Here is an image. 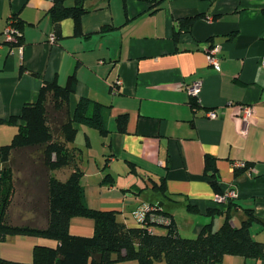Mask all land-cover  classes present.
<instances>
[{
    "label": "crops",
    "instance_id": "1",
    "mask_svg": "<svg viewBox=\"0 0 264 264\" xmlns=\"http://www.w3.org/2000/svg\"><path fill=\"white\" fill-rule=\"evenodd\" d=\"M157 2L88 0L82 34L75 33V20L68 17L57 35L49 14L53 0H0V118L5 119L0 123V146L10 143L18 130L8 119L35 102L45 83L57 80L65 85L75 72L71 113L81 98L106 106L107 134L75 123L74 144L90 207L117 210L121 220L136 225V211L164 200L160 206L174 217L181 235L194 237L211 221L213 229L222 225L230 202L218 203L214 196L233 189V225L247 218L248 209L264 220V0ZM13 15L23 21L18 44L4 36ZM186 17H196L192 28L179 31V20ZM214 47L219 68L209 60L207 49ZM195 80L201 86L193 95L189 88ZM245 104L255 107L248 124L242 119ZM209 110L218 115L209 117ZM120 115L126 116L124 131L118 128ZM207 157L213 158L210 166ZM238 161L248 168L237 173ZM2 167L0 161V172ZM72 170L55 173L64 179ZM215 171L218 189L211 180ZM107 174L112 182H105ZM162 181L165 192L153 188ZM210 208L219 212L212 217ZM11 212L16 223L34 217L31 212L23 216L24 209ZM94 225L92 218L76 216L70 232L91 236ZM252 234L264 242V223L255 222ZM37 244L55 246L57 241L8 235L0 243V254L30 262ZM242 263L264 260L231 254L224 258V264Z\"/></svg>",
    "mask_w": 264,
    "mask_h": 264
},
{
    "label": "trees",
    "instance_id": "2",
    "mask_svg": "<svg viewBox=\"0 0 264 264\" xmlns=\"http://www.w3.org/2000/svg\"><path fill=\"white\" fill-rule=\"evenodd\" d=\"M53 0L49 14L55 25V34L61 33V21L71 17L75 20V33L82 34L81 17L88 11V0ZM166 0H158L162 4ZM196 17L179 20V31L191 30ZM17 30L16 42L21 41L23 21L18 15L10 19ZM107 27H103L105 30ZM179 32L176 33V36ZM5 41H7L5 39ZM77 85L76 73H72L65 85L54 80L47 82L40 90L38 99L23 106L19 115L7 121L18 125L10 143L0 146V243L8 235H31L57 241L55 246L37 244L30 262L9 260L1 256L0 264H113L136 260L139 264H222L227 254L244 258L264 260V242L252 234L255 222H263L248 209V216L238 226L231 222V203L225 219L218 229L213 221L204 225L194 237L182 236L174 217L159 203L157 212L171 219L160 223L147 214L143 221L129 225L121 220L117 210L95 209L87 204L85 190L81 183L83 170L78 164L77 135L75 123L87 125L107 134L104 119V104L90 98H81L72 114L69 100ZM192 104L198 107L196 98ZM18 120L22 123L18 124ZM5 119L0 118V123ZM126 116L118 117L119 130H125ZM213 158L207 157V165ZM70 167L67 178H60L55 171ZM248 168H236V172ZM214 169L217 168L214 166ZM217 171L212 174V183L218 189L220 179ZM110 174L105 182H112ZM153 188L165 192V182H155ZM16 195H19L18 200ZM34 214L29 220L16 223L11 209ZM187 208L195 210L188 204ZM219 212L210 208L212 217ZM136 215V213H135ZM22 218L24 219V217ZM88 217L94 220L91 236L70 232L72 218ZM166 232L156 231V227Z\"/></svg>",
    "mask_w": 264,
    "mask_h": 264
},
{
    "label": "built area",
    "instance_id": "3",
    "mask_svg": "<svg viewBox=\"0 0 264 264\" xmlns=\"http://www.w3.org/2000/svg\"><path fill=\"white\" fill-rule=\"evenodd\" d=\"M17 30L15 29V27L13 26V24L9 21V24L7 25V27L4 30V36L5 39L7 41H11V42H16L17 38H16V34H17ZM51 40H55L56 39V35L52 34L51 35ZM216 48H208V54H209V60L210 62L216 67L219 68V59L216 56L215 52H216ZM262 65L264 66V61L262 63ZM119 83V81H118ZM201 86V81L199 80H195L193 81L192 85L190 86V91L193 95H196L199 92ZM241 110H242V119L243 121L248 124L250 123L253 118L255 117V107L251 104H245V105H241ZM207 115L209 117H216L218 115L217 111L215 110H209ZM242 133H247V129L243 128L241 129ZM246 163L244 161H238L236 163H234V167L235 168H242L245 167ZM237 197V193L235 190L233 189H229V190H225L224 192H220L217 193L214 196V201L218 202V203H228L230 200H233ZM158 207L155 204L152 203H148L145 204L140 210L136 211V216L138 217L139 221H143L146 217L147 214H150L151 217L154 219H156V221L160 222V223H170L171 219L167 216H163L162 214L157 212Z\"/></svg>",
    "mask_w": 264,
    "mask_h": 264
},
{
    "label": "rangeland",
    "instance_id": "4",
    "mask_svg": "<svg viewBox=\"0 0 264 264\" xmlns=\"http://www.w3.org/2000/svg\"><path fill=\"white\" fill-rule=\"evenodd\" d=\"M16 197H17V200H18L19 195H16ZM160 264H166V262H161ZM222 264H224V261H223ZM242 264H243V263H242Z\"/></svg>",
    "mask_w": 264,
    "mask_h": 264
}]
</instances>
